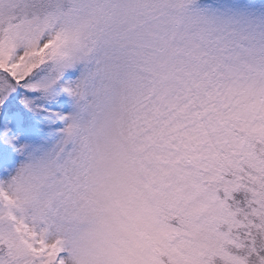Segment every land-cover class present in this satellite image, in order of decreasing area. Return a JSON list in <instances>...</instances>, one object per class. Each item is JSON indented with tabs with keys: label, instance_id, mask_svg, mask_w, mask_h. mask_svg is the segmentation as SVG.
I'll list each match as a JSON object with an SVG mask.
<instances>
[{
	"label": "snow or ice",
	"instance_id": "obj_1",
	"mask_svg": "<svg viewBox=\"0 0 264 264\" xmlns=\"http://www.w3.org/2000/svg\"><path fill=\"white\" fill-rule=\"evenodd\" d=\"M0 264H264V0H0Z\"/></svg>",
	"mask_w": 264,
	"mask_h": 264
}]
</instances>
